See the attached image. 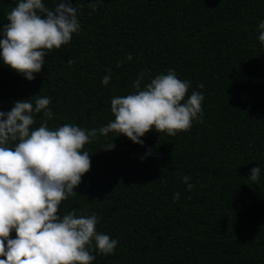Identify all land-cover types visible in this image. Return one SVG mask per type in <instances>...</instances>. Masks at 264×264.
<instances>
[{"label":"trees","instance_id":"1","mask_svg":"<svg viewBox=\"0 0 264 264\" xmlns=\"http://www.w3.org/2000/svg\"><path fill=\"white\" fill-rule=\"evenodd\" d=\"M67 2L78 33L46 54L31 81L0 63V111L47 96L50 128L99 127L141 71V87L173 69L190 81L185 99L203 93L202 118L175 136L149 130L139 144L110 132L83 146L90 168L58 214L95 212L96 230L118 241L107 256L93 249L91 264H264V0H100L95 11L89 0ZM15 4L0 0V26Z\"/></svg>","mask_w":264,"mask_h":264},{"label":"clouds","instance_id":"2","mask_svg":"<svg viewBox=\"0 0 264 264\" xmlns=\"http://www.w3.org/2000/svg\"><path fill=\"white\" fill-rule=\"evenodd\" d=\"M99 3L89 0L88 7L95 11ZM5 17L8 22L0 26V63L29 81L41 71L46 54L67 44L80 29L77 8L67 0H59L51 9L43 0H16ZM257 29L264 49V19ZM145 76L146 71L139 72L132 81L134 91L111 98L114 119L95 128L69 123L50 128L53 112L47 96L15 100L10 110L0 111V264H91L93 249L97 255L114 252L118 241L96 230L95 212L58 214L60 202L74 194L90 168L83 146L110 132L143 144L140 138L149 130L175 136L202 118L203 93L192 91L185 99L190 81L168 69L141 87ZM110 79L107 71L101 84ZM38 113L42 119L32 127ZM113 147L110 143L103 149ZM260 173V166H254L247 178L255 182ZM188 180L181 177L191 191ZM179 195L173 193V201Z\"/></svg>","mask_w":264,"mask_h":264}]
</instances>
